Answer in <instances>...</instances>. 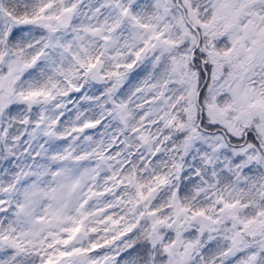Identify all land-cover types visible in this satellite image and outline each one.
I'll return each instance as SVG.
<instances>
[{
  "label": "snow or ice",
  "instance_id": "6c2138e0",
  "mask_svg": "<svg viewBox=\"0 0 264 264\" xmlns=\"http://www.w3.org/2000/svg\"><path fill=\"white\" fill-rule=\"evenodd\" d=\"M0 264H264V0H0Z\"/></svg>",
  "mask_w": 264,
  "mask_h": 264
}]
</instances>
